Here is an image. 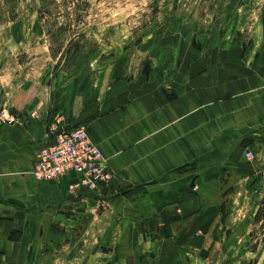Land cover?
<instances>
[{"label":"rangeland","instance_id":"1","mask_svg":"<svg viewBox=\"0 0 264 264\" xmlns=\"http://www.w3.org/2000/svg\"><path fill=\"white\" fill-rule=\"evenodd\" d=\"M221 64L222 72L234 77L257 73L264 78V0H0V125L37 117L49 140L53 130L65 128L64 118L69 123L74 99L98 87L94 79L100 71L109 70L104 84L120 80L124 90L125 84L140 79L168 84L175 76L214 75ZM76 128L90 137L84 125ZM254 160L247 152L237 160L240 169L231 167L223 174L227 191L209 199L221 205L220 218L214 229L197 231L204 233L208 245L182 252L189 254L191 264H264V169L254 174L255 180L246 174ZM108 171L106 181L76 192L69 188L76 175H67V193H53L46 209L38 199L35 215H21L28 223L38 218L41 226L46 216L68 239V248L43 246L41 230L35 250L41 256L50 253L52 259L31 264H59L53 261L59 253L99 248L123 252L120 246L106 245L110 235H124L118 226L109 230L111 220L122 217L99 212L107 207L111 191L110 163ZM128 187L122 185L117 192L133 188ZM147 216L144 231L149 238L168 235L160 225L165 218Z\"/></svg>","mask_w":264,"mask_h":264},{"label":"crops","instance_id":"2","mask_svg":"<svg viewBox=\"0 0 264 264\" xmlns=\"http://www.w3.org/2000/svg\"><path fill=\"white\" fill-rule=\"evenodd\" d=\"M219 66L214 75L208 71L197 77L175 76L168 84L164 79H140L125 84L124 90L120 80L104 84L109 75L105 69L95 75L98 87H89L74 99L69 123L64 118V125L66 129L84 125L114 171L107 186L111 190L107 207L99 212L122 217L111 220L109 230L118 226L124 235L117 239L110 235L106 245L120 246L123 252L99 248L74 255L59 253L53 261L191 264L189 254L182 252L208 245L204 233L197 231L214 229L220 218L221 205H212L209 199L223 196L222 189L227 191L223 174H229L231 167L240 169L237 160L248 151L255 160L246 174L264 169V78L257 73L234 77ZM50 138L37 117L0 125V264L51 260L50 253L41 256L35 250L41 230L43 246L68 248L63 228H54L46 216L43 226L38 218L33 223L21 218L35 215L38 199L48 205L46 209L52 205L53 193L60 189L67 193L70 176L41 184L32 175L37 152ZM122 185L133 188L122 194L117 192ZM147 215L165 218L160 225L171 234L149 238L144 231Z\"/></svg>","mask_w":264,"mask_h":264},{"label":"built area","instance_id":"3","mask_svg":"<svg viewBox=\"0 0 264 264\" xmlns=\"http://www.w3.org/2000/svg\"><path fill=\"white\" fill-rule=\"evenodd\" d=\"M52 140L40 148L32 171L39 181L61 180L67 175H76L70 190L79 187H94L109 178L108 160L101 150L80 128L53 130ZM254 158L252 151H248ZM77 189V190H76Z\"/></svg>","mask_w":264,"mask_h":264}]
</instances>
